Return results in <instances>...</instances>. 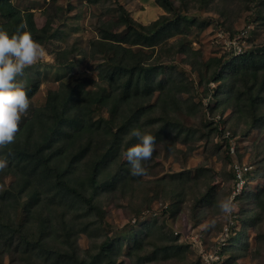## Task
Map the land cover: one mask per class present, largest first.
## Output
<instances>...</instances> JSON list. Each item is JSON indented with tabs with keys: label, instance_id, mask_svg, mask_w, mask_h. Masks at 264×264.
<instances>
[{
	"label": "trees",
	"instance_id": "trees-1",
	"mask_svg": "<svg viewBox=\"0 0 264 264\" xmlns=\"http://www.w3.org/2000/svg\"><path fill=\"white\" fill-rule=\"evenodd\" d=\"M179 1L178 9L191 11V6L206 9L219 0ZM238 1L248 9L251 2L264 3ZM156 2L169 16L143 25L123 5H118L116 19L99 22L98 37L90 41L85 55L98 63V80L82 73L62 83L59 90L49 94L45 106L35 109L24 121L13 140L0 148V158L11 162L7 168L0 167V183L4 185L10 176L15 179L0 197V263L10 259L14 264H121L120 258L127 257L131 264H148L160 254L166 259L180 258L183 249L176 244L177 237H163V228L156 226L146 227L140 235L131 228V241L121 237L102 240L96 236L88 249H80L77 243L81 234L89 232L91 225L101 223L105 216L100 206L102 195L117 191L126 195L135 189L149 160L157 155L155 148L160 144L168 146L172 128L181 127L178 121L174 122L173 112L182 113L187 106L186 100L180 98L187 85L174 66L165 74L163 61L153 59V55L165 39L182 36L197 22L181 10L173 21L169 17L176 10L174 2ZM258 13L264 21V6ZM0 15L5 20L0 25V36L10 43L22 39L43 45L58 35L51 34L49 21L38 29L33 14L22 13L12 0H0ZM123 29L126 32L119 37L116 32ZM172 47L177 55H186L184 62L198 70L201 82L219 84L215 99L222 106L231 107L227 121L237 118L231 140L239 134L246 138L253 131L264 129V46L206 63L182 38ZM63 54L71 55L69 50ZM161 75H165L163 79ZM38 85L37 82L15 91L22 92V98L31 99ZM222 92L225 96H221ZM20 101V97L4 90L0 95V116L18 107ZM103 112L108 114L109 125H105ZM240 125L245 128L242 133L237 130ZM178 132L180 137L183 130ZM133 154L137 156L133 167L119 163L122 157ZM254 154L249 160L259 166V173L253 178L262 179L264 154ZM251 181L246 180L245 187ZM180 184L183 182L177 183V177L162 178L157 181V194L178 199L183 189ZM250 198L253 209L245 212L244 221L247 229L257 232L264 217V189ZM210 200L207 193L196 198V203ZM135 206L137 214L142 215L145 202ZM242 234L230 244L242 241L245 232ZM165 238L168 241L160 246L158 242ZM16 239L18 246H14ZM150 247L162 248L149 255Z\"/></svg>",
	"mask_w": 264,
	"mask_h": 264
},
{
	"label": "rangeland",
	"instance_id": "rangeland-1",
	"mask_svg": "<svg viewBox=\"0 0 264 264\" xmlns=\"http://www.w3.org/2000/svg\"><path fill=\"white\" fill-rule=\"evenodd\" d=\"M171 1L176 9L169 17L171 20H176L181 10L197 22L182 36L165 39L153 55V59L163 61L165 74L174 66L187 85L180 97L186 100L187 106L182 113L173 112L174 122L178 121L181 127L172 128L168 146L160 144L155 148L157 155L149 160L138 187L135 185V189L126 195L121 191L102 195L100 206L105 216L101 223L91 225L89 232L81 234L77 243L80 249H88L94 245L96 236L102 240L121 237L131 241V228L135 235H140L146 227L156 226L163 228V237H177L176 244L183 250L179 253L180 258L166 259L160 254L148 264H207L211 255L214 256L212 264H264V217L257 232L247 229L244 221L245 212L253 209L251 195L264 189V178H253L259 173V166H253L249 160L256 152L264 154V129L253 131L246 138L239 134L231 140L237 118L227 121L231 117V107L222 106L221 101L215 99L219 84L201 82L198 70L184 62L186 55H177L172 47L178 38H182L199 60L206 63L209 59H220L232 53L236 56L256 46H264V21L258 13L264 3L251 2L248 9L238 0H219L206 9L191 6V11H185L178 9L181 6L179 0ZM12 3L22 13H32L38 29L44 28L49 21L51 34L58 35L43 45L22 39L10 43L0 36V95L5 90L21 98L18 107L0 116V148L13 140L24 121L35 109L44 107L49 94L59 90L62 83L80 77L82 73L98 80V63L85 55L90 49V41L98 37L99 22L118 17V5H123L143 25L163 15L169 16L156 0H12ZM4 23L0 15V25ZM125 32V29L117 30L116 34L121 37ZM67 50L71 55L63 54ZM164 76L161 75L160 79ZM37 82L38 90L31 99L22 98V92L15 91L35 86ZM158 108L160 112V106ZM101 116L105 125H109L108 114L103 112ZM212 122L215 124H210ZM179 130H183L180 137ZM237 130L242 133L245 128L240 125ZM136 161L137 156L133 154L122 157L119 163L133 167ZM236 162L250 169L245 180L252 181L247 187L243 185L244 192L237 190L233 167ZM9 166L10 161L0 158V167ZM172 176L177 177V183L183 182L178 185L183 188L178 199L157 194V181ZM14 181L10 176L4 185L0 183V197ZM207 193L211 200L197 204L196 198ZM143 202L146 207L142 215L137 214L135 205ZM244 232L242 241L232 246L231 241ZM164 241L168 240L163 239L159 245L163 246ZM18 244L16 239L14 246ZM227 246L233 249H227ZM161 248L150 247L147 254L153 255ZM120 261L121 264H131L127 257H121ZM0 264L14 263L6 259Z\"/></svg>",
	"mask_w": 264,
	"mask_h": 264
},
{
	"label": "built area",
	"instance_id": "built-area-1",
	"mask_svg": "<svg viewBox=\"0 0 264 264\" xmlns=\"http://www.w3.org/2000/svg\"><path fill=\"white\" fill-rule=\"evenodd\" d=\"M230 150L233 152L234 149L230 148ZM231 152V153H232ZM241 164V163H240ZM240 164H238V162H236L234 164V170H235V174L237 175V180H238V189L239 191H241L243 189V187L245 186V175H246V172H248V167L246 166H241ZM241 185V187H240ZM244 185V186H243ZM217 260H219V257H217ZM208 263L207 264H212L214 262V256H210L208 259H207Z\"/></svg>",
	"mask_w": 264,
	"mask_h": 264
}]
</instances>
